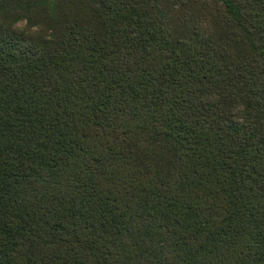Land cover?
Wrapping results in <instances>:
<instances>
[{
  "label": "trees",
  "instance_id": "1",
  "mask_svg": "<svg viewBox=\"0 0 264 264\" xmlns=\"http://www.w3.org/2000/svg\"><path fill=\"white\" fill-rule=\"evenodd\" d=\"M0 264H264V0H0Z\"/></svg>",
  "mask_w": 264,
  "mask_h": 264
}]
</instances>
